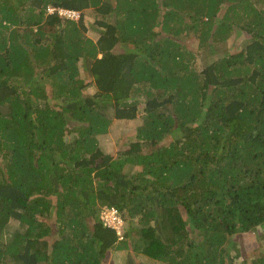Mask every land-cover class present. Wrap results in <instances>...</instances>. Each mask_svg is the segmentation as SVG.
I'll return each mask as SVG.
<instances>
[{
	"label": "trees",
	"instance_id": "obj_1",
	"mask_svg": "<svg viewBox=\"0 0 264 264\" xmlns=\"http://www.w3.org/2000/svg\"><path fill=\"white\" fill-rule=\"evenodd\" d=\"M246 237L264 241V0H0V264H234Z\"/></svg>",
	"mask_w": 264,
	"mask_h": 264
},
{
	"label": "rangeland",
	"instance_id": "obj_2",
	"mask_svg": "<svg viewBox=\"0 0 264 264\" xmlns=\"http://www.w3.org/2000/svg\"><path fill=\"white\" fill-rule=\"evenodd\" d=\"M85 14V22L88 26L87 28V33L86 36L88 38H90L93 41H97L99 34L98 32H96L93 28V25L96 21V14L94 13L93 9H89V10H85L84 12ZM8 34V32L6 33ZM240 36H237V35ZM192 35H190L191 37ZM184 39V38H183ZM247 39H249V36H246L245 34L242 33H234L233 36L229 39V41L227 42L226 46L224 47V51L228 50L229 52H234V50H236L240 44L244 43ZM238 40V42H237ZM179 42V41H178ZM180 44L185 45L186 47L190 48L191 50H196L197 46H198V42L196 40L193 39H184L182 40V42H180ZM220 53H222V51H220ZM194 68L197 71H201L203 66H204V56L199 57V59H197L194 62ZM80 67H81V74L82 76H85L83 67H82V62L80 63ZM88 85H87V93L90 95H93L95 93V87L92 84H89V81H87ZM141 102L140 105V113L138 115V117L135 120H112L108 131L105 135H101L99 137V144H100V148L106 152V153H116L117 151L121 150L123 146H127L129 142H131L134 139V136L136 134V130L137 128L141 125L142 122V114L141 111L143 113V109H144V104L142 103V99H139ZM252 236L257 238V235H253ZM251 241V242H250ZM244 244V242H243ZM261 245L256 246L257 245V239L252 242V238L248 239V237H246L245 239V245L242 246V242H240V250H241V254L239 257H235V254L232 253V256L234 257V264H242V255L244 254L246 257L248 258H252L250 260H253V258L250 254H252L251 252L254 250H258L261 255L260 259H264V241H262V243L260 242ZM238 246V245H237ZM130 253V251H123V253H119L116 252L114 254H112V256L109 258V260L107 261L106 264H152V262H150L148 260V258L141 254V253H136V259L134 261V259L129 256L128 254ZM249 254V255H247ZM141 255H143L144 257H142ZM142 257V259H140L139 257ZM154 264H156V262H154Z\"/></svg>",
	"mask_w": 264,
	"mask_h": 264
},
{
	"label": "built area",
	"instance_id": "obj_3",
	"mask_svg": "<svg viewBox=\"0 0 264 264\" xmlns=\"http://www.w3.org/2000/svg\"><path fill=\"white\" fill-rule=\"evenodd\" d=\"M49 13L57 12L59 16L62 18H66L69 20H79L80 14L73 10H67L64 8H50L48 9ZM101 219L105 223L106 226L111 227L117 231V234L120 236V239L122 238V227H123V221L121 217L119 216V213L116 208H105L103 209L101 213Z\"/></svg>",
	"mask_w": 264,
	"mask_h": 264
},
{
	"label": "clouds",
	"instance_id": "obj_4",
	"mask_svg": "<svg viewBox=\"0 0 264 264\" xmlns=\"http://www.w3.org/2000/svg\"><path fill=\"white\" fill-rule=\"evenodd\" d=\"M48 9H50V8H48ZM55 9V8H54ZM64 9H66V8H64ZM67 10H72V9H67ZM73 11H76V10H73ZM76 12H78L79 14H80V18H81V12L80 11H76ZM47 13L48 14H51V13H49V10H47ZM55 13V12H54ZM53 14V13H52ZM61 17V16H60ZM62 18V17H61ZM80 18H79V20H80ZM62 19H64V20H68V21H73V22H78L79 20H69V19H66V18H62Z\"/></svg>",
	"mask_w": 264,
	"mask_h": 264
}]
</instances>
